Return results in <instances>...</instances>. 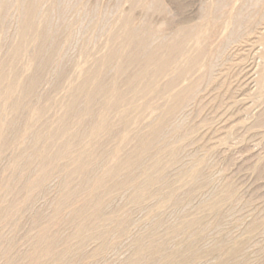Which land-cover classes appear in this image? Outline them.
<instances>
[{
  "label": "rangeland",
  "instance_id": "rangeland-1",
  "mask_svg": "<svg viewBox=\"0 0 264 264\" xmlns=\"http://www.w3.org/2000/svg\"><path fill=\"white\" fill-rule=\"evenodd\" d=\"M262 36L255 0H0V264H264Z\"/></svg>",
  "mask_w": 264,
  "mask_h": 264
},
{
  "label": "bare ground",
  "instance_id": "bare-ground-1",
  "mask_svg": "<svg viewBox=\"0 0 264 264\" xmlns=\"http://www.w3.org/2000/svg\"><path fill=\"white\" fill-rule=\"evenodd\" d=\"M255 3L256 4H260L264 8V0H255ZM218 5L220 7L219 8V11H220L221 7H222V2H219ZM217 20H218V17L209 18L207 15H203L201 17V21L198 24L194 25L190 29L188 28L187 30L183 31V33H182L183 35H182V38H181L180 41L172 42L171 44L167 45L168 46V53L155 52L153 54H149V55L147 54L148 55L147 56L148 57L147 58L148 62L149 61L151 62V60H153L154 62L159 63V68H160L159 73L166 72V71L170 70L171 67L173 66V63H174L173 62V58H175V55H177V54L180 55L181 48H182V45H183L184 41L187 42V39L188 40L191 39V40H194L195 44H197L198 46H201L202 42L204 40H207V39L211 40L216 35V30H215L216 27H215V25H216ZM234 21L238 24L239 28H242V26L244 25V22H245V18L240 16V15H238V16H236V18H234ZM248 21L250 23H254L255 19H253V16H252L251 18L248 19ZM129 34H133V32L130 29H129ZM238 34H240L239 31L230 33V35L228 36V40H227L226 44L229 45L230 43H234L235 41L239 40L241 38V36L238 35ZM261 40L264 41V36H262ZM42 41L45 42L46 39H43ZM46 43H47V41H46ZM225 48L219 49V50H216V49L208 50L207 48L205 49L203 47H201V48L199 47L198 56H196L192 60L191 63L194 64L195 66L199 65L200 67H205L207 72L209 71L210 75H211V72L216 67L217 63L218 62H222L223 63L224 54H225L224 53L225 52L224 51ZM136 49L137 48H135V51H136ZM138 49H139L138 53L146 54L147 53V49H149V48H147L146 43L143 41V42L139 43ZM140 54H137V55H140ZM259 57L264 60V51L262 52L261 56H259ZM204 58H206L205 61L203 60ZM222 65H224V64H222ZM141 70H142V72H145V74H148L147 69H141ZM211 81L214 82V80H211ZM36 82H37V77L33 78L31 80V82L29 84V87H28V91L31 92L33 90V87L35 86ZM259 83H261V84L264 83V69H263V71H262V73L260 75ZM222 89H223V87H222ZM95 91H96V94H100V93L105 92V88L103 86H99L98 88H96ZM191 93H193V90L187 92L185 94L184 98L185 97L187 99L190 98ZM196 96H194V97H196ZM192 99H194V98H192ZM154 136L156 138L161 136V131L160 130L155 131L154 132Z\"/></svg>",
  "mask_w": 264,
  "mask_h": 264
}]
</instances>
